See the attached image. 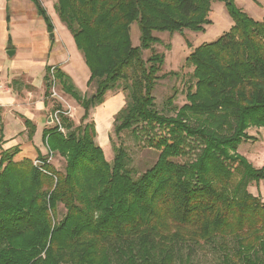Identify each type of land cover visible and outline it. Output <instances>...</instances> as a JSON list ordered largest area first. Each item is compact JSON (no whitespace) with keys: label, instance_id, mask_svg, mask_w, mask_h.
Wrapping results in <instances>:
<instances>
[{"label":"trees","instance_id":"trees-1","mask_svg":"<svg viewBox=\"0 0 264 264\" xmlns=\"http://www.w3.org/2000/svg\"><path fill=\"white\" fill-rule=\"evenodd\" d=\"M52 30L39 0H32ZM215 0H56L55 12L70 32L89 70L83 96L57 67L53 76L83 109L78 124L61 116L43 129L48 153L16 159L18 146L2 149L0 136V264H173L179 244H217L242 264H262L264 201L248 190L264 180V167L237 152L250 139L246 130L264 128V21L232 0L225 3L230 29L196 47L186 58L193 83L186 102L167 116L154 107L153 88L164 54L143 50L159 40L153 31L201 30L210 23ZM137 22L139 46L130 26ZM51 68L45 84L50 89ZM126 92L113 129L158 152L155 163L133 177L126 150L114 147L112 162L95 142L92 109L109 91ZM56 108H60L56 106ZM54 107V109H56ZM28 140L34 126L25 121ZM200 148L192 161L187 139ZM65 160L62 170L48 161ZM64 209L57 218L58 206ZM229 241L234 251L228 253Z\"/></svg>","mask_w":264,"mask_h":264},{"label":"rangeland","instance_id":"rangeland-1","mask_svg":"<svg viewBox=\"0 0 264 264\" xmlns=\"http://www.w3.org/2000/svg\"><path fill=\"white\" fill-rule=\"evenodd\" d=\"M232 1L237 8L241 9L252 19L256 21H264V0ZM209 19L210 23L205 25L203 29L197 31L190 29H183L179 32L153 31V36L159 40V43L153 44L151 49L149 48L143 50L142 55L144 59H146L152 51L164 54V62L158 73L159 76L162 74H167L168 72H172L166 77L157 80L152 91V95L154 97V107L161 114L167 116L174 115L176 109L186 102L187 89L190 84L193 83L191 77L193 68L186 63V58L190 55V53L203 43H209L216 40L221 34L228 31L232 26V19L229 16L225 3L219 0L211 2ZM63 28L68 32L67 34L70 35V32L64 26ZM129 33L132 46H139L140 31L137 22H134L130 26ZM64 38L66 41H68L67 44L69 49H71L72 52L75 50L81 56L79 59L78 55H72L73 64L76 66L79 65L80 68L84 67L87 70L83 56L80 51L77 50L74 40H68L67 35H64ZM54 85L57 93L61 95L59 90L60 84L57 80L55 81ZM94 90L95 88L93 83L88 85L85 95L89 96ZM118 93H122L124 99L120 107L114 112V115H112L111 107L116 104L117 97L112 99L110 96ZM64 97L68 99L66 95H64ZM125 97L126 92H122L120 90L107 92L105 94L104 101L90 111L88 121L92 119L97 126L98 134L96 132L95 142L101 146L105 159L108 162H112L115 154L114 147L118 145L122 146L128 155L127 166L128 168L132 169L133 177L137 178V176L142 174L155 163L158 152L147 147L140 133L137 139L130 133V131H122L119 134L114 132V117L115 114L122 107H124L126 102ZM47 98L54 103V106L50 110H52L57 105H59L62 109L66 107L65 105L63 106V104L60 102V98L57 96L54 98L50 94L47 96ZM71 103L74 108V113L68 118L73 120L74 124H78L84 111L76 101H71ZM52 125H54V123H51L50 121V126ZM19 127L18 121L12 119L5 127L6 132L4 133L9 135V131L14 129L17 130ZM246 132L248 135L252 136L253 139L241 142L238 145L237 152L243 155L253 165L254 168H262L264 167V128L251 127L248 128ZM23 142L24 144L27 143L26 140ZM35 143L36 145L41 146L44 152L47 150L42 140L41 133L35 134ZM200 146V141H198V139H187L185 147L186 154L180 158H177L176 160L178 162L192 161ZM3 148L4 147L2 144V149ZM24 156L31 157L33 161H36V154L28 152L26 147L22 149L21 154L16 156V159L22 158ZM51 157L52 159H48V161L52 163L55 168L62 170L65 165V160L57 153H53ZM248 190L254 195L259 196L264 201V180L250 182L248 185ZM63 214L64 209L61 205H59L57 210V218H61ZM228 245V253H231L234 251V248L232 247L233 243L229 241ZM173 249V264H224L223 254L226 252V249H222L217 244L181 243L179 245H175ZM259 257L262 261V264H264V257L261 254H259ZM228 264L242 263L236 260V258L233 256L230 258Z\"/></svg>","mask_w":264,"mask_h":264},{"label":"crops","instance_id":"crops-1","mask_svg":"<svg viewBox=\"0 0 264 264\" xmlns=\"http://www.w3.org/2000/svg\"><path fill=\"white\" fill-rule=\"evenodd\" d=\"M39 1L50 19L52 30L32 0H0V136L4 141L3 149L19 147L17 155L25 147L28 152L35 154L48 153L35 143V134L42 135L43 129L50 127L49 115L54 109L50 110L54 103L47 98V67L61 70L83 96H86L88 87L89 70L73 64L72 55H78L79 59L81 56L69 49L68 41L64 38L67 35L68 40L73 39L71 34H67L55 12L56 0ZM59 90L61 95L67 96L68 99L63 95L72 106L71 101L75 100L64 93L61 86ZM110 97H117L116 104L111 107L114 115L124 97L122 93ZM12 119L17 120L20 127L6 135L5 127ZM25 121L34 126L31 140H28ZM95 129L97 132L96 125ZM24 140L27 141L26 144Z\"/></svg>","mask_w":264,"mask_h":264},{"label":"built area","instance_id":"built-area-1","mask_svg":"<svg viewBox=\"0 0 264 264\" xmlns=\"http://www.w3.org/2000/svg\"><path fill=\"white\" fill-rule=\"evenodd\" d=\"M55 81L56 79L53 76V67L51 68V77H50V89H49V95L51 94L52 97H58L60 98V102L63 104V106L65 105V108H56L53 110V112L51 113V115L49 116L51 123H54V125H58L60 131H64V129L61 127L60 124V118L61 116H66V117H70L73 115V111L74 108L64 99V97L62 95H60L59 93H57V91L55 90ZM59 101V100H58ZM72 109V111H71ZM48 159H51V155L49 156ZM35 163H38L37 161H34Z\"/></svg>","mask_w":264,"mask_h":264},{"label":"water","instance_id":"water-1","mask_svg":"<svg viewBox=\"0 0 264 264\" xmlns=\"http://www.w3.org/2000/svg\"><path fill=\"white\" fill-rule=\"evenodd\" d=\"M52 33H53V32H52ZM52 33H51V35H53Z\"/></svg>","mask_w":264,"mask_h":264}]
</instances>
